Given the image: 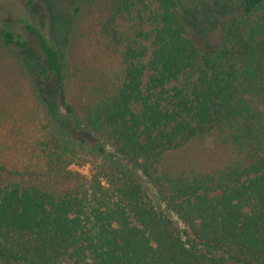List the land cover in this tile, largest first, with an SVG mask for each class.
<instances>
[{
  "label": "trees",
  "instance_id": "1",
  "mask_svg": "<svg viewBox=\"0 0 264 264\" xmlns=\"http://www.w3.org/2000/svg\"><path fill=\"white\" fill-rule=\"evenodd\" d=\"M237 2L196 23L177 0H117L136 20L123 68L79 108L52 40L24 22L31 62L27 40L0 34L44 109L43 173L59 181H0V264H264V0ZM212 133L231 153L223 166L163 165Z\"/></svg>",
  "mask_w": 264,
  "mask_h": 264
},
{
  "label": "rangeland",
  "instance_id": "2",
  "mask_svg": "<svg viewBox=\"0 0 264 264\" xmlns=\"http://www.w3.org/2000/svg\"><path fill=\"white\" fill-rule=\"evenodd\" d=\"M116 1L0 0V34L12 31L27 40L25 54L31 62L38 56L39 48L36 37L27 31L24 22L33 24L52 40L63 56L68 88L74 102L71 101L79 108L87 89L99 81L113 82L123 68L122 37L133 34L136 20L133 18L135 13L132 16L117 15L113 10ZM217 1L177 0L178 10L182 14L188 10L186 20L193 22L194 19L197 23L205 14L209 15L208 21L212 19L211 11L221 3L234 11L238 7L237 0ZM212 33L219 34L216 31ZM44 115L42 105L34 98L26 67L19 62L15 52L0 44L1 182L59 186V181L43 173L46 163L39 142L47 136L43 129L46 123ZM217 137L212 133L203 139L193 140L182 150L169 153L163 165L199 173L223 166L231 159V153ZM107 150L112 152L110 147ZM68 169L88 176L90 164H71ZM142 181L147 195L155 201L156 187L144 177Z\"/></svg>",
  "mask_w": 264,
  "mask_h": 264
}]
</instances>
